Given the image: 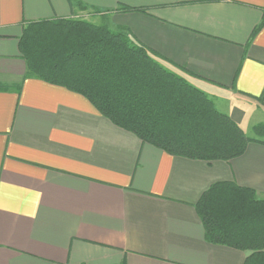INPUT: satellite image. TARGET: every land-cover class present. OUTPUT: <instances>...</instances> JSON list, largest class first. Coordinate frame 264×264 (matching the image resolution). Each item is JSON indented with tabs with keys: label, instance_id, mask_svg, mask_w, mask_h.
Segmentation results:
<instances>
[{
	"label": "crops",
	"instance_id": "0c3cea01",
	"mask_svg": "<svg viewBox=\"0 0 264 264\" xmlns=\"http://www.w3.org/2000/svg\"><path fill=\"white\" fill-rule=\"evenodd\" d=\"M78 3L246 135L264 125V0H0V264H244L251 252L208 242L196 206L225 182L264 199V140L229 162L171 156L28 78L24 28L81 20Z\"/></svg>",
	"mask_w": 264,
	"mask_h": 264
},
{
	"label": "trees",
	"instance_id": "16d2710c",
	"mask_svg": "<svg viewBox=\"0 0 264 264\" xmlns=\"http://www.w3.org/2000/svg\"><path fill=\"white\" fill-rule=\"evenodd\" d=\"M263 26L264 20L255 32ZM19 50L28 78L80 94L113 124L171 156L229 162L260 142L125 29L76 19L39 21L24 28ZM253 130L264 135V125ZM196 208L208 242L251 252L244 264H264V199L255 191L218 183Z\"/></svg>",
	"mask_w": 264,
	"mask_h": 264
},
{
	"label": "rangeland",
	"instance_id": "374dc122",
	"mask_svg": "<svg viewBox=\"0 0 264 264\" xmlns=\"http://www.w3.org/2000/svg\"><path fill=\"white\" fill-rule=\"evenodd\" d=\"M81 9V20L83 21H86V22H90L92 24H97V25H100V24H103L102 21L105 19L104 18V15H99L97 17V19H94L92 18V15L94 14V12H92L91 10L89 9H85L84 7H80ZM94 22V23H93ZM247 136L250 137V138H255L257 140H264V135H256L254 130H250L248 131L247 133Z\"/></svg>",
	"mask_w": 264,
	"mask_h": 264
}]
</instances>
